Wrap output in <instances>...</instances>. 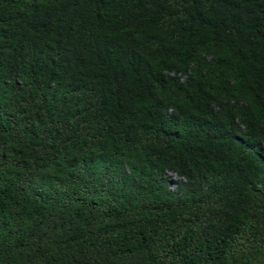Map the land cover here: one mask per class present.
Wrapping results in <instances>:
<instances>
[{"label": "trees", "instance_id": "trees-1", "mask_svg": "<svg viewBox=\"0 0 264 264\" xmlns=\"http://www.w3.org/2000/svg\"><path fill=\"white\" fill-rule=\"evenodd\" d=\"M0 264H264V0H0Z\"/></svg>", "mask_w": 264, "mask_h": 264}, {"label": "rangeland", "instance_id": "rangeland-1", "mask_svg": "<svg viewBox=\"0 0 264 264\" xmlns=\"http://www.w3.org/2000/svg\"><path fill=\"white\" fill-rule=\"evenodd\" d=\"M168 180L173 188H176L177 181L180 180L178 174L172 170H168Z\"/></svg>", "mask_w": 264, "mask_h": 264}]
</instances>
